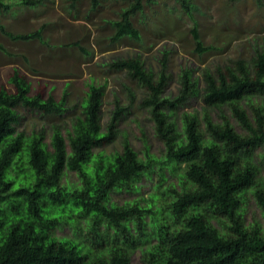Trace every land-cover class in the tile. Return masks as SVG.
<instances>
[{
  "label": "trees",
  "instance_id": "obj_1",
  "mask_svg": "<svg viewBox=\"0 0 264 264\" xmlns=\"http://www.w3.org/2000/svg\"><path fill=\"white\" fill-rule=\"evenodd\" d=\"M43 1L0 0V14ZM83 1L94 11L106 0H67L69 13ZM113 1L125 6L118 20L107 22L114 29L112 45L124 38L141 43L133 18L152 0ZM174 1L190 18L199 10L194 0ZM0 31L12 41L45 44L41 30L15 34L0 19ZM191 33L198 54L215 49L205 46L195 20ZM0 50L6 52L2 44ZM168 62L165 49L159 73L139 55L109 65L147 90L141 106L164 145L161 158L146 143L140 154L127 137L122 149L106 152L122 135L119 122L131 109L116 101L103 124L106 85H89L81 113L68 127L21 130L22 110L62 118L69 112L68 96L57 101L52 94L31 95L30 82L14 69L12 90L0 88V264H132L136 253L141 264H264V104L258 103L264 100V51L257 50L251 62L205 68L199 76L192 68L182 70L173 97L164 96ZM127 92L132 103L134 94ZM194 100L202 102V118L181 112ZM68 173L77 181L69 183ZM143 179L154 180L147 199L114 202L115 194H138ZM250 196L263 222L246 221ZM65 228L71 234L59 236Z\"/></svg>",
  "mask_w": 264,
  "mask_h": 264
},
{
  "label": "rangeland",
  "instance_id": "obj_2",
  "mask_svg": "<svg viewBox=\"0 0 264 264\" xmlns=\"http://www.w3.org/2000/svg\"><path fill=\"white\" fill-rule=\"evenodd\" d=\"M194 2L199 10L190 18L174 0H152L146 5L143 14L133 18L143 41L139 43L124 38L115 45L109 39L114 29L107 22L119 19V12L125 6L123 2L106 0L97 10L91 11L90 3L83 1L75 11L69 13L70 2L67 0H44L40 7L15 5L10 13L0 14L1 22L8 31L27 34L41 30L45 40V44L38 40L12 41L0 31V44L6 49V52L0 50V88L12 90L8 80L14 69H18L30 82L31 95L41 94L47 98L52 94L57 101L65 94L68 96L69 112L64 117H42L41 114L22 110L24 117L20 129L31 132L45 128L50 132V127L56 123L68 127L71 120L81 113L89 85H106L103 124L111 117L116 101L122 106L131 104L129 113L121 118L118 125L123 136L113 146H109L106 152L110 154L122 149L124 138L127 137L140 154L147 144L150 152L161 158L164 145L155 135L151 114L141 106L147 90L133 81L126 71L112 69L109 65L114 60L139 55L147 68L159 73V60L167 49L171 79L164 96L173 97L178 94L179 74L182 70L192 68L196 70L195 75L199 76L205 68L214 70L219 65L237 60L251 62L257 50L264 51V0L261 6L258 0ZM194 20L198 23L205 46L215 47L203 55L195 50L191 33ZM127 88L134 94L132 103ZM258 103L264 104V100ZM202 107L201 101L194 100L181 112H194L202 118ZM248 112L252 119L251 111ZM229 117L236 131L245 134L246 131L230 114ZM215 119H218L217 116ZM259 151L255 157L257 162L261 161ZM261 164L260 175L264 181V163ZM66 179L69 183L77 181L73 173H68ZM153 183L154 180L143 179L138 194H115L113 200L122 205L126 200L140 195L147 199L153 192ZM244 207L246 221L263 222L261 210L252 196ZM70 234L68 228L58 232L59 236ZM132 264H141L139 253L133 255Z\"/></svg>",
  "mask_w": 264,
  "mask_h": 264
}]
</instances>
